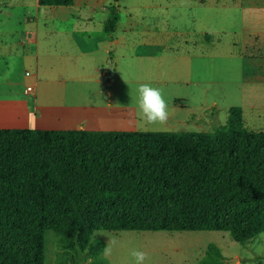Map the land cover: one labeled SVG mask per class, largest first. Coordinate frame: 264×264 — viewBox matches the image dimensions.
I'll list each match as a JSON object with an SVG mask.
<instances>
[{
    "label": "trees",
    "instance_id": "1",
    "mask_svg": "<svg viewBox=\"0 0 264 264\" xmlns=\"http://www.w3.org/2000/svg\"><path fill=\"white\" fill-rule=\"evenodd\" d=\"M118 20L112 6L104 32ZM227 112L212 132L0 129V264H43L47 230L57 264H108L100 230L253 240L264 232V132L244 128L240 106ZM224 261L209 244L199 264Z\"/></svg>",
    "mask_w": 264,
    "mask_h": 264
},
{
    "label": "crops",
    "instance_id": "2",
    "mask_svg": "<svg viewBox=\"0 0 264 264\" xmlns=\"http://www.w3.org/2000/svg\"><path fill=\"white\" fill-rule=\"evenodd\" d=\"M28 2L34 3L37 11L41 7L37 0H0V129L134 130L131 114L117 108L115 85L123 80V62L134 66L135 58L112 54V45L117 47L120 43L115 30L108 35L103 25H96L93 9H88V13L58 9L49 17L40 12L35 16L13 12L21 8L24 13ZM216 4L231 13L219 18L218 10L208 11L203 22L199 21L201 26L196 22L192 31L178 27L181 8L177 5H151L167 8V29L158 31L152 28L151 21L146 23V32L151 36L157 38L163 32L166 35L148 41V50L140 55L156 64L152 68L150 62L146 72V63L137 62L141 74L149 76L154 70L169 73L178 83L199 82L214 72L216 60L219 70L229 67L232 61H240L238 82L259 81L260 77H245L242 68L245 48L253 51L250 57L254 66L264 67V0ZM64 7L75 5L50 8ZM224 30L238 33V37H232L226 51L216 53L209 40ZM237 39L242 46L238 50ZM173 46L177 48L174 50ZM256 50L260 54H255ZM19 68L24 71L19 72ZM28 69L30 74L26 75Z\"/></svg>",
    "mask_w": 264,
    "mask_h": 264
},
{
    "label": "rangeland",
    "instance_id": "3",
    "mask_svg": "<svg viewBox=\"0 0 264 264\" xmlns=\"http://www.w3.org/2000/svg\"><path fill=\"white\" fill-rule=\"evenodd\" d=\"M229 1L232 0H74L75 7L54 9L41 6L38 11L35 9L34 3L28 2L24 13L21 8H15L13 12L27 16H35L37 12H40L43 16L49 17L52 11L58 9L80 13L86 11L88 13V9H93L94 22L96 25L99 22L101 27L107 19L111 7L115 6L120 19L116 24L114 36L120 43L117 47L112 45V54H123L128 57L132 55L135 58L134 66L127 65L126 61L123 62L120 69V77L123 80L115 85L118 87V99L115 103L118 109L126 110L131 114V123L135 128L132 131L212 132L215 127L225 125L229 107L240 106L243 111L244 128L248 131L264 132V67L254 66L255 63L253 64L250 57L252 50L244 49V56H246L243 61L242 74L248 78L260 77L261 79L256 82H238L241 71L238 65L241 63L240 61L238 63L232 61L229 67L219 70L216 60L214 72L209 73L199 82L191 81L190 83H178L176 78L169 73H160L154 70L151 75L144 76L136 64L145 62L146 72L150 62L154 68L156 61L140 54H144L148 50L149 40L162 39L166 35L163 32L155 38L150 35V32H146V29L149 28L146 23L150 21L152 28L158 31L167 29L165 18H168L166 14L169 11L164 7L152 6L177 5L178 8H181L178 27L192 31L196 22L199 27L201 26L208 11L218 10L219 18L225 17L224 13H231L230 10L216 4V2L226 4ZM199 21L201 22L199 23ZM47 22L49 23L50 20L47 19ZM234 36L238 37V33L232 34L225 30L219 35L214 34L213 38L209 40L210 47L216 53L226 51V48L232 44ZM239 43L240 41L237 39V50L242 47ZM173 48L175 50L177 47L173 46ZM255 54L260 53L256 50ZM23 71V68H19V72ZM25 73L29 75V69ZM142 83L162 89L171 112L166 127L145 126L137 107V88ZM102 91L106 93L104 88ZM112 96L115 97V92ZM101 233L114 234L119 239V244L113 249L110 256L104 255V252L102 254L108 264H134L131 251L137 248L148 254L149 259L145 261V264H199L209 244H214L220 249L225 259L223 264H264V232L245 244L234 241L229 233L223 231L100 230L94 232L92 238L100 239L106 245L108 238L100 235ZM62 257L63 250L58 246L55 232L45 231L43 264H57Z\"/></svg>",
    "mask_w": 264,
    "mask_h": 264
},
{
    "label": "clouds",
    "instance_id": "4",
    "mask_svg": "<svg viewBox=\"0 0 264 264\" xmlns=\"http://www.w3.org/2000/svg\"><path fill=\"white\" fill-rule=\"evenodd\" d=\"M137 93V107L145 126L166 127L171 112L162 89L148 83H142L138 86ZM100 235L108 238L103 252L104 255L110 256L113 249L119 244V239L114 234L101 233ZM131 256L134 264H145V261L149 259L148 254L138 248L131 251Z\"/></svg>",
    "mask_w": 264,
    "mask_h": 264
},
{
    "label": "water",
    "instance_id": "5",
    "mask_svg": "<svg viewBox=\"0 0 264 264\" xmlns=\"http://www.w3.org/2000/svg\"><path fill=\"white\" fill-rule=\"evenodd\" d=\"M107 64H108V68L110 69V66H111V60L110 59L107 60Z\"/></svg>",
    "mask_w": 264,
    "mask_h": 264
},
{
    "label": "built area",
    "instance_id": "6",
    "mask_svg": "<svg viewBox=\"0 0 264 264\" xmlns=\"http://www.w3.org/2000/svg\"><path fill=\"white\" fill-rule=\"evenodd\" d=\"M27 90H28V91H32V88H31V87H27Z\"/></svg>",
    "mask_w": 264,
    "mask_h": 264
}]
</instances>
